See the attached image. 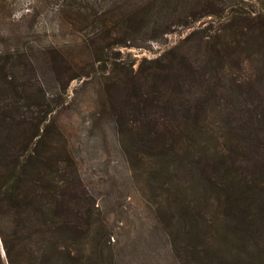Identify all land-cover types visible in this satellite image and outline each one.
Masks as SVG:
<instances>
[{
  "label": "trees",
  "instance_id": "1",
  "mask_svg": "<svg viewBox=\"0 0 264 264\" xmlns=\"http://www.w3.org/2000/svg\"><path fill=\"white\" fill-rule=\"evenodd\" d=\"M208 3L197 19L223 14ZM50 4L74 43L0 19V264H124L125 229L138 264H161V233L178 264H264V14L125 65L160 42L161 0ZM75 80L101 89L96 175L62 118Z\"/></svg>",
  "mask_w": 264,
  "mask_h": 264
},
{
  "label": "rangeland",
  "instance_id": "2",
  "mask_svg": "<svg viewBox=\"0 0 264 264\" xmlns=\"http://www.w3.org/2000/svg\"><path fill=\"white\" fill-rule=\"evenodd\" d=\"M6 4V11L3 12V18L6 21L21 19L24 20V24H33V36L38 47L49 46L52 44L63 45L65 41L70 40L69 43H74L75 37L81 36L75 35L71 40V34L67 30L64 32H58L57 23H53L57 19L52 14L47 12L51 8L50 2L53 0H3ZM169 1V3H167ZM208 1L213 2L218 8H221L223 14L218 17H202L197 19L202 11L203 7L208 6ZM92 2V0H90ZM110 4V2H108ZM173 3V4H171ZM178 7L175 10V7ZM235 12L251 14L254 17L255 13L264 14V0H161V40L159 43L147 44L146 49H122V63L132 62L135 58L138 61L147 58L153 59L159 54L163 55L170 49L182 46V49L178 53H185V48L182 45L183 40L191 32H196L198 36L213 35L215 32H221V27L230 22L235 16ZM46 13V14H45ZM193 13H195L193 15ZM200 13V14H197ZM183 14V15H182ZM180 19L187 21L190 28H185ZM251 20V19H249ZM205 36V37H206ZM119 62V61H118ZM137 66V65H136ZM134 66V67H136ZM246 72L244 76H250V67L247 63L244 64ZM234 75L241 76V68L233 65ZM100 75L101 73H97ZM102 75V74H101ZM81 80H75L70 83L67 89L65 97V111L62 113V118L66 123L68 135L72 137V145L80 150L79 158L81 159L83 170L89 174H97V163L105 161L106 157L101 154V151L96 152L94 146L102 148L99 143L102 137L98 134L91 137L88 129H86V122L91 120L90 113L96 110L95 103L100 98L98 92L99 87H95L97 82L88 81L86 85ZM95 87V89H94ZM110 127H107L106 130ZM110 134H107V138ZM112 146L111 142L107 144ZM104 156L102 158V156ZM115 159V157H112ZM95 168V169H94ZM126 223V221H125ZM120 246L122 249L117 251V255L123 260L124 264H130L129 260H133V264H138L137 255L131 254L133 250L135 238L133 233H129L127 229L122 231L120 236ZM163 235L161 233V264H178L173 256L170 255L166 244L162 241Z\"/></svg>",
  "mask_w": 264,
  "mask_h": 264
}]
</instances>
